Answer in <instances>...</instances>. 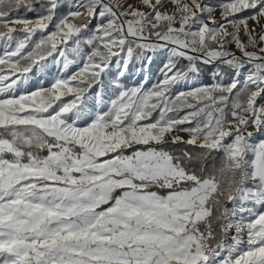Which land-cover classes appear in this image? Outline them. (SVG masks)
<instances>
[{
	"label": "snow or ice",
	"instance_id": "snow-or-ice-1",
	"mask_svg": "<svg viewBox=\"0 0 264 264\" xmlns=\"http://www.w3.org/2000/svg\"><path fill=\"white\" fill-rule=\"evenodd\" d=\"M0 264H264V0H0Z\"/></svg>",
	"mask_w": 264,
	"mask_h": 264
}]
</instances>
